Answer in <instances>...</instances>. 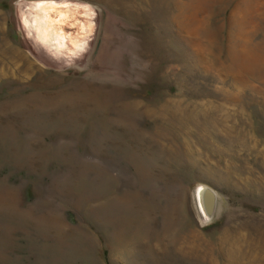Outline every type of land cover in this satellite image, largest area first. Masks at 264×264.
Wrapping results in <instances>:
<instances>
[{
	"label": "rangeland",
	"instance_id": "rangeland-1",
	"mask_svg": "<svg viewBox=\"0 0 264 264\" xmlns=\"http://www.w3.org/2000/svg\"><path fill=\"white\" fill-rule=\"evenodd\" d=\"M0 264H264V0H0Z\"/></svg>",
	"mask_w": 264,
	"mask_h": 264
},
{
	"label": "water",
	"instance_id": "water-1",
	"mask_svg": "<svg viewBox=\"0 0 264 264\" xmlns=\"http://www.w3.org/2000/svg\"><path fill=\"white\" fill-rule=\"evenodd\" d=\"M194 196L200 212L205 218H210L213 213L214 192L206 184L198 183L194 188Z\"/></svg>",
	"mask_w": 264,
	"mask_h": 264
}]
</instances>
